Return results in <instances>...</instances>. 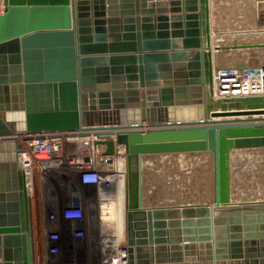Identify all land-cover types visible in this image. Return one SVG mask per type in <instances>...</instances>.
Returning a JSON list of instances; mask_svg holds the SVG:
<instances>
[{"label":"water","instance_id":"95a60500","mask_svg":"<svg viewBox=\"0 0 264 264\" xmlns=\"http://www.w3.org/2000/svg\"><path fill=\"white\" fill-rule=\"evenodd\" d=\"M4 1L0 264H35L13 136L97 128L128 154V264H264V199H233L232 169L264 149V95L214 98L209 0ZM206 152L210 202L144 205L146 157Z\"/></svg>","mask_w":264,"mask_h":264},{"label":"built area","instance_id":"2783aa9c","mask_svg":"<svg viewBox=\"0 0 264 264\" xmlns=\"http://www.w3.org/2000/svg\"><path fill=\"white\" fill-rule=\"evenodd\" d=\"M5 8L0 0V15ZM213 92L217 99L264 95V67L222 65L213 70ZM108 131L13 136L31 219L41 222L47 264H128L127 238L118 242L117 234L105 233L103 222L106 195L120 185L125 189L128 177L125 146L116 143L117 130L107 136ZM100 139L115 142L113 154H105Z\"/></svg>","mask_w":264,"mask_h":264},{"label":"rangeland","instance_id":"374dc122","mask_svg":"<svg viewBox=\"0 0 264 264\" xmlns=\"http://www.w3.org/2000/svg\"><path fill=\"white\" fill-rule=\"evenodd\" d=\"M209 2L213 33L211 42H214V45L222 47L264 43V0H209ZM261 63H264L263 48L215 50L216 68L222 65ZM232 166L233 198L264 199V149L235 151ZM144 189L147 193L145 202L149 201L156 205L210 200L213 192L212 153L146 157ZM55 257H59V254Z\"/></svg>","mask_w":264,"mask_h":264},{"label":"bare ground","instance_id":"6f19581e","mask_svg":"<svg viewBox=\"0 0 264 264\" xmlns=\"http://www.w3.org/2000/svg\"><path fill=\"white\" fill-rule=\"evenodd\" d=\"M210 25H211V22H210ZM212 36L213 35H211V38H212ZM211 40L213 41V39H211ZM211 43H212V53H213L212 60L214 63V55H215V50H217V48H216L217 46L214 45L213 42H211ZM262 44H264V43H253V44L243 43V44H237L239 47L232 48V49L258 47L256 45H262ZM222 48H224V49L230 48V46H222V47H219L218 49H222ZM258 48H264V47H258ZM231 117L232 118H230V119H233V117H239V119H241V116H231ZM143 165H144V161H143ZM125 184H126L125 189L123 186L120 185L116 191L112 192L110 195H106V198L103 202L104 208H105V210H103L104 211L103 219H104V222L106 224L105 233H107V234L111 233V235L117 234V237H118L117 241L118 242L119 241L122 242L124 237H127V203H128L127 185H128V177H127V180L125 181ZM235 200H239V197L236 198ZM243 200H250V198L249 199L246 198ZM145 203L146 202H145V198H144V204Z\"/></svg>","mask_w":264,"mask_h":264},{"label":"crops","instance_id":"0c3cea01","mask_svg":"<svg viewBox=\"0 0 264 264\" xmlns=\"http://www.w3.org/2000/svg\"><path fill=\"white\" fill-rule=\"evenodd\" d=\"M212 34L213 33H212V30H211V35ZM249 44H251V43H249ZM142 125H146V122H143ZM145 196H147V193H145ZM145 199H146V197H145ZM146 202L147 203L144 204L146 206L147 205H156L155 203L153 204L152 202H149V201H146ZM200 202H210V200L200 201ZM191 203H194V202H191ZM31 220H32V228H33V242H34L35 264H47L45 262L46 259H47V255H46V249L44 247L43 237H42V234H41V222H40V220H38L36 218L35 219H31Z\"/></svg>","mask_w":264,"mask_h":264}]
</instances>
